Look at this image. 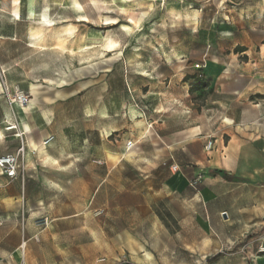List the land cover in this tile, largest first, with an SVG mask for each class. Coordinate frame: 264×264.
<instances>
[{
	"label": "rangeland",
	"instance_id": "1",
	"mask_svg": "<svg viewBox=\"0 0 264 264\" xmlns=\"http://www.w3.org/2000/svg\"><path fill=\"white\" fill-rule=\"evenodd\" d=\"M29 1L0 0V264H264V0Z\"/></svg>",
	"mask_w": 264,
	"mask_h": 264
},
{
	"label": "crops",
	"instance_id": "2",
	"mask_svg": "<svg viewBox=\"0 0 264 264\" xmlns=\"http://www.w3.org/2000/svg\"><path fill=\"white\" fill-rule=\"evenodd\" d=\"M209 1V0H205ZM237 2L239 5L245 2L253 1V0H234ZM46 126L42 128L44 130ZM32 131V130H30ZM1 135V133H0ZM184 139H182L179 143L181 146L187 145L189 142V135L187 134V131H183ZM44 138V137H42ZM41 152H44V150H40ZM177 165V164H176ZM178 166V165H177ZM203 163H202V156L200 155L199 158L196 160L194 164H186V165H180L178 166V170L176 172H173L171 175L168 176V178L165 181V188L172 192H178V193H186L187 189H190L189 186V180L190 177L189 175H194V170L202 168ZM1 175V174H0ZM200 194L202 195V198L204 201H207V203H210L212 199H215V195L209 191V189L205 188L202 191H200ZM26 244V243H25ZM9 264L11 263H18L19 258H12L9 257Z\"/></svg>",
	"mask_w": 264,
	"mask_h": 264
},
{
	"label": "built area",
	"instance_id": "3",
	"mask_svg": "<svg viewBox=\"0 0 264 264\" xmlns=\"http://www.w3.org/2000/svg\"><path fill=\"white\" fill-rule=\"evenodd\" d=\"M17 101L19 104H22V105H28L29 104V101L23 97V96H17ZM132 143L129 142L127 143V146H131ZM213 142L212 141H207L205 146H204V150L206 152H210L213 148ZM15 164H16V157H13V156H3L0 158V167L1 168H5L6 169V174L7 176L11 177L14 175V170H15ZM170 169L172 172H176L178 170V166L177 165H172L170 166ZM200 177H198L197 179H193L189 186L190 187H195L196 184L198 183ZM24 246H25V243H24ZM24 246L21 248L22 250H24Z\"/></svg>",
	"mask_w": 264,
	"mask_h": 264
},
{
	"label": "bare ground",
	"instance_id": "4",
	"mask_svg": "<svg viewBox=\"0 0 264 264\" xmlns=\"http://www.w3.org/2000/svg\"><path fill=\"white\" fill-rule=\"evenodd\" d=\"M28 4H29V6L31 7L32 6V4H33V1L32 0H30L29 2H28ZM73 8L76 10V11H81L82 10V7H81V5L80 4H78V3H73ZM42 16V15H41ZM42 19V18H41ZM45 19V18H44ZM47 21V20H46ZM114 41V40H113ZM115 43V42H114ZM114 47V44H113V42H112V40H105L104 42H97V40L95 39V44L94 45H92V47L91 48H107L109 51H111L110 49H112ZM25 110H26V108H25ZM13 128H7L6 129V131H10V130H12ZM44 147V146H43ZM42 146L40 147V150H43L44 148H43ZM0 171H1V169H0ZM24 243L25 242H23L22 243V245H21V248L24 246Z\"/></svg>",
	"mask_w": 264,
	"mask_h": 264
}]
</instances>
